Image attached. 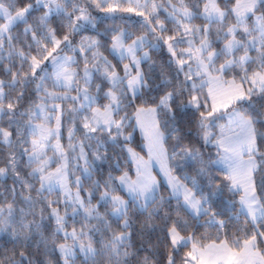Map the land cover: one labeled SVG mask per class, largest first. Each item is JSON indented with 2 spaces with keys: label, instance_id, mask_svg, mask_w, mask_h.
<instances>
[{
  "label": "snow or ice",
  "instance_id": "1",
  "mask_svg": "<svg viewBox=\"0 0 264 264\" xmlns=\"http://www.w3.org/2000/svg\"><path fill=\"white\" fill-rule=\"evenodd\" d=\"M0 264H264V0H0Z\"/></svg>",
  "mask_w": 264,
  "mask_h": 264
}]
</instances>
